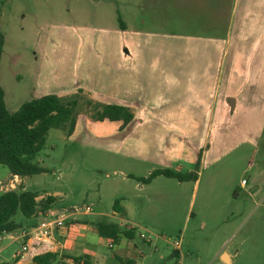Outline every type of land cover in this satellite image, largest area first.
<instances>
[{
    "label": "rangeland",
    "instance_id": "374dc122",
    "mask_svg": "<svg viewBox=\"0 0 264 264\" xmlns=\"http://www.w3.org/2000/svg\"><path fill=\"white\" fill-rule=\"evenodd\" d=\"M226 1L233 0H0V87L6 110H16L43 90L61 100L76 99L72 133L48 130L37 156L47 171L26 176L22 184L24 190L55 196L48 220L65 215L48 229L53 243L62 242L60 230L72 224L108 220L133 228L131 239L120 237L112 247L107 246L110 239L97 242V235L88 232L86 245L80 242L63 253L86 254L97 264H116L115 254L131 257L135 264H264V120L253 145L238 143V136L217 142L215 134L176 136L195 146L188 162L184 152L177 157V144L166 141L172 136H141L133 144L120 121L89 116L94 103H101L87 93L102 82L109 87L111 54L127 48L132 30L158 35V46L168 48L177 33L208 32L207 25L216 18L212 6ZM155 44L154 39L148 42L153 49ZM154 130L163 131L161 126ZM206 146L214 153L203 163L199 159L196 180L162 175L145 184L136 180L155 169L192 171L186 163H195ZM8 173L0 165L2 189ZM241 179H247L245 186ZM115 199L124 208L122 216L111 210ZM12 220L21 227L4 236L45 221L24 218L19 211ZM17 243L9 237L0 240V246L6 245L0 261H12ZM222 252L230 255V262L224 254L220 259ZM70 262L66 264H80Z\"/></svg>",
    "mask_w": 264,
    "mask_h": 264
},
{
    "label": "crops",
    "instance_id": "0c3cea01",
    "mask_svg": "<svg viewBox=\"0 0 264 264\" xmlns=\"http://www.w3.org/2000/svg\"><path fill=\"white\" fill-rule=\"evenodd\" d=\"M212 7V15H216V18H211V24L207 25L208 32L177 33L169 38L170 47L166 48L158 46V35L132 30L127 48L119 52L113 51L112 54L110 52L113 58L109 87L102 82L97 91L87 95L99 100L101 104L128 108L132 119L125 125L123 134L133 144L140 142L141 136H172L173 140L167 138L166 141L177 144V157L180 158L184 152L186 161L192 162L196 153L195 146L190 140V145L187 146L189 142L183 143V137L199 136L202 133L204 137L208 134L210 138L215 134V142L220 137L230 136L240 137L238 143L247 145H253L257 141L261 121L264 120V0H233L229 4L226 1L224 5L214 4ZM151 39L157 42L154 49L148 46ZM103 87L109 88V91L103 90ZM44 94L50 93L43 90L37 92L34 98ZM157 119H160V123L155 122ZM210 120L213 122L210 123ZM200 121H204L201 129ZM248 121L253 122L249 132ZM157 126H161L163 131L154 130ZM118 129L119 127L117 132ZM137 136L141 138L138 141L135 140ZM212 149L211 152L214 153ZM209 150L206 146L200 152V162H204ZM167 164L163 167H167ZM193 164L186 163L187 167H193ZM25 177L8 173L6 187H0V191L15 189L18 184L22 186ZM246 184L247 179L242 185ZM41 196L39 194L37 198ZM50 209L37 218L53 223L65 218L63 213L54 212L53 215L56 213L57 216L48 220ZM70 212L68 215L72 216ZM84 212L87 210L84 209ZM32 228L33 226L22 230L15 236L4 235L16 230L0 236V240L4 237H9L14 242L20 240L17 243L19 251H14L12 255V261L17 259L13 264H30L33 255L45 251L75 256L62 251L73 250L80 242L86 245L88 232L95 233L87 223L75 226L72 224L60 230L62 242L53 243L50 230L47 229L45 234L37 238ZM103 240L106 239L97 236V242ZM45 241L52 245L45 244ZM21 244H26V251L21 252ZM5 248L6 245L0 246V253ZM222 254L230 262V255L222 252L220 257ZM66 259L68 258H63L65 263H71V259ZM91 261L97 264L94 258Z\"/></svg>",
    "mask_w": 264,
    "mask_h": 264
},
{
    "label": "trees",
    "instance_id": "16d2710c",
    "mask_svg": "<svg viewBox=\"0 0 264 264\" xmlns=\"http://www.w3.org/2000/svg\"><path fill=\"white\" fill-rule=\"evenodd\" d=\"M117 20L119 17L117 16ZM119 20V26H121ZM2 35L0 34V54L2 49ZM92 107L89 114L96 121H120L121 126L132 119L128 108L113 104H98ZM76 99L61 100L55 94H44L22 102L16 110L8 112L3 101V90L0 87V165L5 167L10 175L17 177L32 176L46 172L37 160L39 151L45 143L49 129H59L70 135L76 121ZM199 157L193 165L192 171L180 172L171 169H155L144 178H136L145 184L152 178L162 175L177 181L196 180ZM24 190L20 184L15 189L0 191V236L14 232L21 227L12 220L19 211L24 218L44 215L54 204L53 195H44ZM111 210L122 216L124 208L115 199ZM96 235L102 239H110L116 243L120 237L131 239L133 228L120 227L117 223L100 220L91 222ZM176 254V252H174ZM63 258L71 259L74 263L92 264L88 255L68 256L57 252L45 251L33 255L30 264H66ZM0 261V264H13ZM116 264H134L133 258L115 256Z\"/></svg>",
    "mask_w": 264,
    "mask_h": 264
},
{
    "label": "built area",
    "instance_id": "2783aa9c",
    "mask_svg": "<svg viewBox=\"0 0 264 264\" xmlns=\"http://www.w3.org/2000/svg\"><path fill=\"white\" fill-rule=\"evenodd\" d=\"M240 183L244 184L245 180L241 179ZM85 210H87V208H85ZM52 224H53V222H48V221L44 222L43 221V222H39L38 224L33 226L32 229H33V232H35L36 237L38 238L40 235L45 234L47 229H50L52 227ZM21 236L23 237L24 234H22ZM107 246L112 247V241L111 240L108 241ZM177 246H178V244H177V242H175L174 243L175 249H177ZM20 248H21V252L26 251V249H27L26 244H21Z\"/></svg>",
    "mask_w": 264,
    "mask_h": 264
},
{
    "label": "water",
    "instance_id": "95a60500",
    "mask_svg": "<svg viewBox=\"0 0 264 264\" xmlns=\"http://www.w3.org/2000/svg\"><path fill=\"white\" fill-rule=\"evenodd\" d=\"M73 210H74L73 208H70V209H69V211H73ZM222 255H223V254H222ZM222 255H221V256H222ZM224 255H225V254H224ZM220 259H221V257H220ZM224 261H225V259H224Z\"/></svg>",
    "mask_w": 264,
    "mask_h": 264
}]
</instances>
